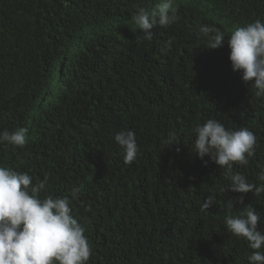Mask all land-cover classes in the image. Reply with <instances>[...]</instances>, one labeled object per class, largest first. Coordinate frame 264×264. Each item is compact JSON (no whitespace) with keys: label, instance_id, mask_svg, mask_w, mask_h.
I'll return each mask as SVG.
<instances>
[{"label":"clouds","instance_id":"obj_1","mask_svg":"<svg viewBox=\"0 0 264 264\" xmlns=\"http://www.w3.org/2000/svg\"><path fill=\"white\" fill-rule=\"evenodd\" d=\"M190 3L22 0L21 10L34 14L36 23L2 21L0 264L91 263L86 225L78 222L71 207L79 188L71 198L42 197L48 178L33 184L32 176L21 171L20 165L29 155V172L42 160L52 168L67 167L71 150L99 152L88 149L82 126L97 116L93 92L113 78L138 89L156 80L177 97L183 96L178 87L201 96L194 102L207 116L193 128L192 153L201 160L207 156L227 170V191L264 193V170L257 174L259 184L233 171L234 163L246 166L255 155L257 139L249 130L253 128L237 124L242 111L230 99L234 95H211L226 74L223 84L231 86L228 78L232 75L255 89L257 96H264V0H202L189 13ZM226 60L232 69L226 67ZM114 139L123 149L124 162H134L139 154L134 131L122 130ZM173 139L170 134L169 145L176 144ZM238 202L243 204V196ZM213 204L212 197H206L201 210ZM226 206L233 209L234 201ZM260 221L254 207L225 218L226 232L243 238L254 250L247 257L249 264H264Z\"/></svg>","mask_w":264,"mask_h":264},{"label":"trees","instance_id":"obj_2","mask_svg":"<svg viewBox=\"0 0 264 264\" xmlns=\"http://www.w3.org/2000/svg\"><path fill=\"white\" fill-rule=\"evenodd\" d=\"M21 1L0 0V25L10 20L36 23L34 14L21 10ZM201 2L191 0L187 12ZM225 65L232 69L230 60ZM225 76L211 95H234L230 99L242 111L237 124L252 127L249 130L257 139L248 165L234 163L233 171L259 184L257 174L264 170V96H257L255 89L232 75L228 78L231 86L223 84ZM177 89L182 97L156 80L138 89L113 78L105 88L93 92L97 116L82 126L88 149L99 152L71 150L67 167L52 168L42 160L32 172L29 155L22 160L20 169L32 176L33 184L48 178L42 197L71 198L79 188L71 207L78 222L86 225L84 234L92 248L90 264H249L247 257L254 250L243 238L226 232L225 218L254 207L261 216L258 230L264 231V193L227 191V170L207 156L201 160L192 153L193 128L207 115L194 102L201 96L195 97L183 87ZM122 130L134 131L137 139L139 154L131 164L124 162L123 149L114 139ZM170 134L176 144L169 145ZM240 196L243 204L238 202ZM206 197H212L214 204L202 211ZM229 200L234 201L231 210L226 206Z\"/></svg>","mask_w":264,"mask_h":264},{"label":"water","instance_id":"obj_3","mask_svg":"<svg viewBox=\"0 0 264 264\" xmlns=\"http://www.w3.org/2000/svg\"><path fill=\"white\" fill-rule=\"evenodd\" d=\"M68 48V47H67Z\"/></svg>","mask_w":264,"mask_h":264}]
</instances>
